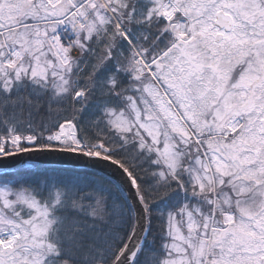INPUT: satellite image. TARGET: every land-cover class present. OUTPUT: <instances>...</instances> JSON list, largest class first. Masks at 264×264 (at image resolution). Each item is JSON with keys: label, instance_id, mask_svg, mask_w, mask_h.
Wrapping results in <instances>:
<instances>
[{"label": "snow or ice", "instance_id": "obj_1", "mask_svg": "<svg viewBox=\"0 0 264 264\" xmlns=\"http://www.w3.org/2000/svg\"><path fill=\"white\" fill-rule=\"evenodd\" d=\"M0 264H264V0H0Z\"/></svg>", "mask_w": 264, "mask_h": 264}]
</instances>
